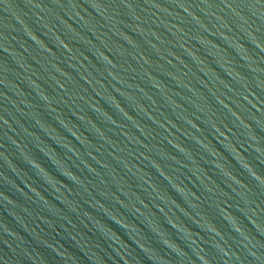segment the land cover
<instances>
[{
  "label": "water",
  "instance_id": "1",
  "mask_svg": "<svg viewBox=\"0 0 264 264\" xmlns=\"http://www.w3.org/2000/svg\"><path fill=\"white\" fill-rule=\"evenodd\" d=\"M0 264H264V0H0Z\"/></svg>",
  "mask_w": 264,
  "mask_h": 264
}]
</instances>
